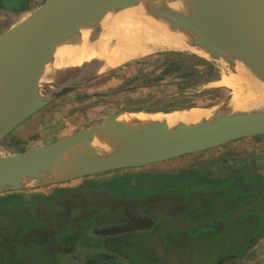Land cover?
Wrapping results in <instances>:
<instances>
[{"label":"rangeland","instance_id":"obj_1","mask_svg":"<svg viewBox=\"0 0 264 264\" xmlns=\"http://www.w3.org/2000/svg\"><path fill=\"white\" fill-rule=\"evenodd\" d=\"M46 1L32 0L33 6L29 11L33 12ZM2 11L0 10V35L8 26L15 24L9 20L12 19L11 14L6 10ZM17 17L16 20L20 18ZM102 37L103 34L101 39ZM109 40L107 42L110 47H114L115 38ZM98 44L99 40L96 48ZM237 69L238 64L165 51L139 56L137 59L128 58L124 63L113 62L86 84L57 97L15 129L0 142V157L30 151L69 134L96 127L122 112H157L179 106L205 110L222 106L232 100L233 93L229 88L220 86L217 81L225 74L236 73ZM56 73L55 71L51 82L55 80ZM248 165L251 170L264 173V136L136 169L110 171L64 183L0 193V196L44 194L48 197L58 188L75 189L53 208H48L45 204L23 202L17 209L14 204L13 210L8 207L6 210L0 209L2 262L67 264L70 261V264H81L82 262H76L72 257H82L89 249L96 247L89 244L94 242L90 232L102 220L88 223L87 228H81L83 223L80 220L85 219L90 212L99 210L103 213V222L108 219L112 221L117 216L134 211L135 206L140 203L139 209H147L156 217L155 232L159 235L152 236L146 242L142 239L143 244L139 242L141 238L139 241L133 238L131 243L129 237L125 236V240L120 243L121 246L128 247L125 253L136 264H158L154 262L148 249L152 247L155 251L158 250L157 254L161 256L163 246L160 236L165 242H169V233L165 232L187 233L195 227L202 232H211L215 219L229 209L231 211L233 197L239 186L234 188L230 182L229 187H225L222 199L216 198L214 201L213 198L206 204L195 198L187 201L182 196L193 193L213 194V191L225 185L227 170L222 171V166L244 168ZM193 172L197 173L193 175ZM181 175L183 176L180 177ZM216 175L218 178H209ZM87 180H94L91 185L95 187H86L84 184ZM148 195L152 197L147 199ZM194 205H198L200 210L196 215L191 213ZM69 214L75 223L66 218ZM49 218L52 222L46 221ZM246 230L229 223L224 232L217 234L215 240L202 236L195 240L196 246L188 241H182V246L172 243L168 254L171 261L168 264H264V236L240 258L229 257L217 262L218 256L236 243L233 235L237 234V237L242 238ZM63 236L66 239L74 236L72 243L75 246L69 254L65 252L67 245L63 243ZM45 238L50 242L42 243ZM6 240L16 249H1V242L7 244ZM95 242L105 244L102 238H96ZM141 245L148 249L142 250ZM67 256L72 260L66 262Z\"/></svg>","mask_w":264,"mask_h":264},{"label":"water","instance_id":"obj_2","mask_svg":"<svg viewBox=\"0 0 264 264\" xmlns=\"http://www.w3.org/2000/svg\"><path fill=\"white\" fill-rule=\"evenodd\" d=\"M154 3L161 6L185 3L202 7H213L220 3L223 11L227 13L235 11L247 17L248 22L234 26L236 33H240L243 44L237 45L233 58L225 57L223 60L231 64L244 62L245 66L250 68L256 77H261V82L264 83V0H47L25 19L0 35V142L30 117L46 108L54 99L83 86L106 67L105 61L98 58L85 63L82 70L81 67L69 66L72 69L68 75H82L83 82L79 86L65 88L54 96L52 88L49 90L47 84L51 79L50 74L57 53L61 52L67 41L78 43L77 39L83 31L88 28L87 31L91 32V22L97 18L100 20L111 14L117 15L139 4L151 8ZM205 18L198 33H202L203 30H216L224 34V29L217 28L216 24L210 21L209 15ZM90 32L89 41L92 42L101 39L104 34L102 28L92 34ZM79 44H76L77 47ZM40 84L46 86L38 91ZM228 103L215 108L220 109ZM145 112L148 111L122 112L96 127L69 134L30 151L0 157V187H6L0 188V193L29 189L21 186L24 179H34V176L47 170L54 159L66 156L78 141L95 140L125 113ZM261 136H264V111L231 118L223 116L214 124L208 122L188 124L175 130L162 126L144 137H139V141L135 142L141 147L137 162L107 160L97 164L90 175L81 178L145 167ZM147 144L153 148L149 150ZM126 157L134 156L127 153ZM141 220H146L148 225L153 224L151 219ZM132 229V226H116L103 228L99 232L114 235Z\"/></svg>","mask_w":264,"mask_h":264},{"label":"bare ground","instance_id":"obj_3","mask_svg":"<svg viewBox=\"0 0 264 264\" xmlns=\"http://www.w3.org/2000/svg\"><path fill=\"white\" fill-rule=\"evenodd\" d=\"M207 15L217 28L224 29V34L216 30L198 33L201 22ZM97 19L91 22L89 32L92 34L99 28L106 32L99 39L97 48L93 47L98 40L89 41L87 28L78 37V43L75 42L77 45L80 43L78 47L69 40L62 45L61 52L57 53L55 67L53 66L50 74L52 79L54 72H57L55 80L51 82L50 79L47 84L49 90L52 88L54 96L65 88L82 84V75H68L72 69L69 66L81 67L82 70L85 63L95 58L104 60L106 66H110L116 61L124 63L128 58L137 59L139 56L165 51L194 54L207 60L223 62L225 57L233 58L237 45L243 44L242 37L240 33H236L234 26L249 21L235 11H223L220 3L213 7L185 3L161 6L154 3L151 8L139 4L117 15ZM109 38H115L114 47L108 44ZM238 65L236 73L225 74L217 81L220 86L229 88L233 93L232 100L224 107L211 110L191 108L169 112L125 113L117 122L109 125L103 135L91 142L78 141L66 156L54 159L47 170L34 176V179H24L21 186L30 188L78 179L90 175L97 164L107 160L137 162L141 147L135 142L158 127L167 126L175 130L188 124H214L223 116L231 118L264 111L262 78L256 77L244 62ZM45 86L40 84L37 90L40 91ZM146 147L149 150L153 148L150 144ZM127 153L134 157H126Z\"/></svg>","mask_w":264,"mask_h":264},{"label":"trees","instance_id":"obj_4","mask_svg":"<svg viewBox=\"0 0 264 264\" xmlns=\"http://www.w3.org/2000/svg\"><path fill=\"white\" fill-rule=\"evenodd\" d=\"M192 107L193 106H179L166 111L183 110ZM222 168H224V170L222 171H225V169L227 170V177H225V185L223 187H219L217 191H213V194L211 192L209 194L193 193V195L186 194L182 197L185 198L187 201H192L195 198L196 200L198 199L199 201L206 204L208 200H212L213 198L214 201L217 200L216 198L222 199V196H224L225 193V187H229V184H231L230 182H232L234 188L235 186L239 187L233 197L234 205L231 208V211L229 209L222 216L215 219L212 225L213 230L211 232H202L201 230H199V228L196 227L189 230L187 233L172 234V232H165L169 233V235L166 234L169 241L166 242L168 244V252L171 248L170 245H172V243H176L179 244V246H182V241H188L191 242L192 246H196L194 244L195 240H197V237L198 239H201L202 236H204L208 240H215L214 238H217V234L219 235L220 233L224 232V229L228 227L229 223H232L233 226H241L243 228H246L247 230L242 235V238L237 237V234L233 235V240L236 243L233 247L229 248L230 250L228 249L225 253L218 256L219 261L217 260V262L220 263V261L224 258H240L244 255L245 251L250 250L256 244V242L264 236V173L251 170L249 165L244 168H235V166H231L229 168L227 166H222L221 169ZM196 173L197 172H193L191 174L194 175ZM207 174L212 175V173ZM182 176L183 175H181L180 177ZM209 178L214 179L218 178V176H211ZM14 197L16 198L17 196ZM8 199V196H0L1 210L6 209V207H9V205L6 203ZM199 212L200 210L198 208V205H194L191 211L192 215H196ZM6 242L11 248V250L16 249L14 245H10L8 243V240H6ZM151 256L154 262L160 264V257L153 255L152 252ZM170 261L171 257L169 256V259L167 260L166 264H168ZM2 263V254H0V264Z\"/></svg>","mask_w":264,"mask_h":264},{"label":"flooded vegetation","instance_id":"obj_5","mask_svg":"<svg viewBox=\"0 0 264 264\" xmlns=\"http://www.w3.org/2000/svg\"><path fill=\"white\" fill-rule=\"evenodd\" d=\"M23 2H26V5L23 6ZM32 0H0V10H6L8 13L15 14V16H19L22 14L24 11H27L28 9L30 10L32 8ZM29 7L27 10L26 8ZM21 8H25L21 10ZM2 11V12H4ZM21 12V13H20ZM10 20V19H9ZM12 20V19H11ZM165 176H168L169 174H163ZM68 182V181H67ZM95 181L94 180H87L86 184H84L88 188H94L93 184ZM64 183V182H63ZM83 185V186H84ZM152 185V184H150ZM75 189L73 188H58L57 190L54 191V194H51L50 196L46 195H31V196H24V195H16L17 197L15 198L14 196H8V200L6 203L9 205L8 209L13 210L12 206L13 204L16 206V209L18 208L20 203L23 202H29V203H34V204H45V206L49 207H56L57 205L60 204V202L67 196L73 193ZM153 195V194H152ZM152 195H148L147 199H150ZM50 199V200H47ZM44 200V201H43ZM135 210L132 212L127 213L126 215L123 216H117L114 220L108 219V221L104 220L103 222V213L100 212L99 210H95L90 212V214L85 218L80 220V222L83 223L81 226L84 228H87V224L93 223L96 220H102L99 225L93 227L91 229V236L94 239V242L91 241L90 246H96L92 249H89L87 252L84 253V255L81 257L80 255H74L72 258L76 260V262H82L83 264H136L135 262L132 261V259L129 258L128 254L126 252V248H128L126 245L121 246L122 244L120 243L121 241L125 240V236L129 237L130 242L132 243V239L135 238L136 241H139L141 238L142 239L149 241L152 236L154 235H159V233H156V227H157V221L156 217L153 215L152 212H149L147 209H139L140 208V203L138 206H135ZM15 209V212L17 211ZM6 210V209H5ZM71 214L67 215L66 218L70 221ZM72 218V217H71ZM151 219L153 224L148 225L146 224V220H141V219ZM53 220V219H52ZM116 220V221H115ZM46 221H51V218L46 219ZM114 221V222H113ZM52 222V221H51ZM71 222H73L71 220ZM100 222V221H99ZM75 223V222H73ZM116 226H132V230L126 231L120 234H114V235H104L101 234L99 231L103 228H110V227H116ZM155 232V233H154ZM63 243H65L66 249L65 252L66 254L71 253L73 250V246H75L74 243H72V239H74V236L67 237L68 239L63 236ZM96 238H102L105 241V244H98V242H95ZM160 239L162 240V252L161 256L157 254L158 250H154L152 247L151 248H144L143 245H141L142 250L148 249L149 251L152 252L153 255H156L161 258L160 264H166L167 260L169 259V252H168V244L165 242L164 238L160 236ZM42 243H48V239H42ZM95 243V244H93ZM143 244V243H142ZM1 249L8 250L10 248L8 244L2 243ZM82 251V250H81ZM72 258L68 257L66 258V262L68 260H72ZM74 260V262H75ZM72 262L68 261L67 264H70ZM81 263V264H82ZM3 264V263H2Z\"/></svg>","mask_w":264,"mask_h":264},{"label":"crops","instance_id":"obj_6","mask_svg":"<svg viewBox=\"0 0 264 264\" xmlns=\"http://www.w3.org/2000/svg\"><path fill=\"white\" fill-rule=\"evenodd\" d=\"M29 7H27L26 8V10L28 9ZM22 9H24L25 10V8H21V10L20 11H22ZM23 12V11H22ZM21 13V12H20ZM30 13H32V12H30L29 11V9L27 10V11H24L22 14H20L19 15V19H17L16 20V18H18L17 16H15V14H12L10 17H12V22H15V24L13 23V24H9L10 26H8V28H7V30H5V32H7L8 30H10L14 25H16L18 22H20L21 20H23V19H25ZM22 15V16H21ZM14 17V18H13ZM11 20V19H10ZM4 32V33H5ZM3 34V33H2ZM18 133H20V132H18Z\"/></svg>","mask_w":264,"mask_h":264}]
</instances>
